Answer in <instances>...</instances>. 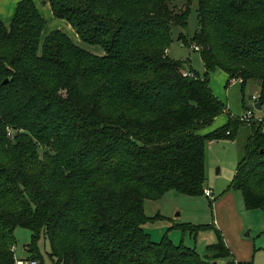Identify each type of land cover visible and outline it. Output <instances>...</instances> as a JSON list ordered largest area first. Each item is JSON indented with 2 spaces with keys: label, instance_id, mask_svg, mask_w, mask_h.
I'll return each instance as SVG.
<instances>
[{
  "label": "trees",
  "instance_id": "16d2710c",
  "mask_svg": "<svg viewBox=\"0 0 264 264\" xmlns=\"http://www.w3.org/2000/svg\"><path fill=\"white\" fill-rule=\"evenodd\" d=\"M44 1L103 54L60 29L42 36L33 0H17L8 25L0 20V264H14L18 226L30 231L27 258L37 264L40 237L53 264H236L213 224L177 225L215 230L205 256L167 235L152 240L144 200L204 194L205 145L249 122L226 191L264 211V120L229 114L200 133L226 110L209 86L216 69L242 94L256 82L264 105V0H196V28L177 40L199 47L203 77L165 52L191 0Z\"/></svg>",
  "mask_w": 264,
  "mask_h": 264
},
{
  "label": "rangeland",
  "instance_id": "374dc122",
  "mask_svg": "<svg viewBox=\"0 0 264 264\" xmlns=\"http://www.w3.org/2000/svg\"><path fill=\"white\" fill-rule=\"evenodd\" d=\"M46 3V1L43 3V0H37L38 9L46 21L42 36L52 29H60L66 33L75 44L94 54H103V50L99 45H91L80 41L73 28L70 27L65 20L55 18L51 14L49 5ZM181 3L182 1L180 0L177 2L179 8L182 7ZM196 7V0H191L187 16V24L185 27L172 26L171 32L173 40L165 52L170 58L182 60L187 69L191 68L199 77H203L205 74V65L199 51L193 49V44L183 45L181 41L177 40V36L180 32L187 36L193 34L196 28ZM208 77L209 83L214 86V90L224 102L226 110L215 117L213 122L206 128L202 129L200 133H204L216 125L219 126V124H223L225 120H227L229 114L233 117L239 118L246 113L247 109L252 111L254 119L259 118L264 120V117L256 116L264 113V105L258 110L254 107V99L250 98L251 95L258 94V84L256 82H250L245 87L244 94H242L239 82H237V80L227 82L226 74L223 71L220 72L216 69L210 72ZM248 123L238 128L234 139L214 140L205 145L204 172L206 179L204 184L205 186L212 188L213 194H211V196L205 197L204 194L199 196H188L170 190L165 192L159 199L144 200L145 213L152 219L144 223L142 228L146 232H150L153 240L159 241L163 235H167L174 244L183 242L186 246L194 247L201 256H205L209 253L206 246L216 241V232L213 228H205L198 231L196 234H193L189 232V230H181L177 225L213 224L215 200L218 199L220 195L219 193L227 190L235 173L237 162L241 157L242 147L250 134ZM10 131L8 132V135L10 134ZM230 191L235 193L234 195H237V198L239 199V205L241 206L239 217H243V211H249L248 215L251 220L249 223L248 221L246 223L251 224L252 229H250L251 235H245L246 238L254 243L257 242L256 244H258L259 242L257 237H255L256 233L254 232V228H263L264 230V211L261 209H244L240 196L241 192L232 189ZM239 217L237 216L238 219ZM248 229L249 227L246 226L243 234H249ZM14 237L15 257L27 258L29 254L27 244L30 240V231L18 226L14 230ZM263 239L264 235L260 237V241H263ZM37 247L42 259V264H53L48 254V241L43 237H40L37 241ZM217 262L222 263L224 262V259H220Z\"/></svg>",
  "mask_w": 264,
  "mask_h": 264
},
{
  "label": "crops",
  "instance_id": "0c3cea01",
  "mask_svg": "<svg viewBox=\"0 0 264 264\" xmlns=\"http://www.w3.org/2000/svg\"><path fill=\"white\" fill-rule=\"evenodd\" d=\"M33 1L35 2L36 6H37V0H33ZM39 1H41V0H39ZM16 2H17V0H0V20L5 25H8L11 21V18L14 14V11H15ZM46 4L48 5V3H46ZM217 70L222 72V70H220V69H217ZM226 77H227V75H226ZM226 81H227V79H226ZM237 82H239V81L237 80ZM209 86L211 87L214 94L221 100L220 96H218L217 92L214 90V86H212V84H210V83H209ZM262 114H264V113H262ZM262 114L256 115V116L257 117H264V115H262ZM225 122H226V120H225ZM219 126H220V124H219ZM216 127H218V125H216L212 129H214ZM212 129H210V130H212ZM263 130H264V127H263ZM211 142H213V141H211ZM205 187L210 189L211 193L213 194L212 188H210L208 186H205ZM219 194L220 195H219L218 199L215 200L213 225H215L216 228L219 229L220 233H222L223 239H224L227 247L230 249V251L232 253V259H234L236 264H264V239H263V241H260V237L264 235L263 234V232H264L263 228H258V229L254 228V232L256 233L255 237H257V240L259 242L258 244H256L257 242L254 243L253 241L247 239L245 235H251L250 229H252V225L246 223L247 221L249 223V221L251 220L250 216L248 215L249 211H247V212L241 211L243 214V217H239L241 206L239 205V199L237 198V195H234L235 193H232V191H230V190L224 191V192L219 193ZM241 201L243 204L242 196H241ZM243 208L246 209L244 207V204H243ZM246 210H250V209H246ZM237 216L239 217V219L237 218ZM246 226L249 227V229H248L249 234H243V231L245 230ZM147 233L150 234V232H147ZM150 236H151V234H150ZM151 238H152V236H151ZM152 240H153V238H152ZM154 241H156V240H154ZM211 241H213V240H211Z\"/></svg>",
  "mask_w": 264,
  "mask_h": 264
},
{
  "label": "built area",
  "instance_id": "2783aa9c",
  "mask_svg": "<svg viewBox=\"0 0 264 264\" xmlns=\"http://www.w3.org/2000/svg\"><path fill=\"white\" fill-rule=\"evenodd\" d=\"M193 49L194 50H199V47L195 44H193ZM183 75L184 76H190L192 75V73H189V72H183ZM251 98L254 99V102H256V99H257V96L256 95H251ZM240 120H243V121H249L250 119H254L253 118V113L250 109H247L246 110V113L242 116L239 117ZM257 120H261V119H257ZM204 195L205 196H211V190L208 189V188H205L204 189ZM14 251H15V247L12 248ZM14 264H37V260L36 259H32V258H16L15 255H14Z\"/></svg>",
  "mask_w": 264,
  "mask_h": 264
},
{
  "label": "water",
  "instance_id": "95a60500",
  "mask_svg": "<svg viewBox=\"0 0 264 264\" xmlns=\"http://www.w3.org/2000/svg\"><path fill=\"white\" fill-rule=\"evenodd\" d=\"M45 1L43 0V3H44ZM250 98H251V96H250ZM254 107L256 108V109H261V103L260 102H255V104H254ZM213 264H216V262H213Z\"/></svg>",
  "mask_w": 264,
  "mask_h": 264
}]
</instances>
